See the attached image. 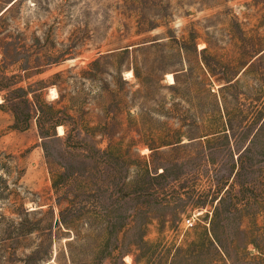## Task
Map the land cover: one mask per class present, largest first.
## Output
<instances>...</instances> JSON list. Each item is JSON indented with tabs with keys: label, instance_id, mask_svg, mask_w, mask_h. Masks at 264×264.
<instances>
[{
	"label": "rangeland",
	"instance_id": "1",
	"mask_svg": "<svg viewBox=\"0 0 264 264\" xmlns=\"http://www.w3.org/2000/svg\"><path fill=\"white\" fill-rule=\"evenodd\" d=\"M262 259L264 0H0V264Z\"/></svg>",
	"mask_w": 264,
	"mask_h": 264
},
{
	"label": "trees",
	"instance_id": "2",
	"mask_svg": "<svg viewBox=\"0 0 264 264\" xmlns=\"http://www.w3.org/2000/svg\"><path fill=\"white\" fill-rule=\"evenodd\" d=\"M97 61H93L90 65H96ZM134 73V76L137 78L139 77L136 68L132 67L131 70ZM31 109L27 113V115H31ZM34 114L36 116V121H37V126L41 133L45 136H49L50 132L55 129L57 126H64L67 127V122H69V125L71 124V121L73 120V116L67 113L66 109H56L53 105L51 104H45V107H40L38 105H35L34 109ZM16 121L14 128L16 129H22L25 130L28 128L27 122L26 121H20L18 119V114L14 113ZM69 120V121H68ZM71 120V121H70ZM74 128V126H73ZM77 133V132H76ZM65 134L68 135V137H72V132L70 130L65 131ZM170 144V143H166ZM256 257H253V260H256ZM262 261H264L262 259Z\"/></svg>",
	"mask_w": 264,
	"mask_h": 264
},
{
	"label": "bare ground",
	"instance_id": "3",
	"mask_svg": "<svg viewBox=\"0 0 264 264\" xmlns=\"http://www.w3.org/2000/svg\"><path fill=\"white\" fill-rule=\"evenodd\" d=\"M126 74H127L128 76H132V75H133L132 71H128ZM166 79H167V81H168L169 83H173V82H174V75H173L172 73H167V74H166ZM52 91H55V90H52ZM58 128H59V130H60V129H61V126H59ZM59 130H58V131H59Z\"/></svg>",
	"mask_w": 264,
	"mask_h": 264
},
{
	"label": "built area",
	"instance_id": "4",
	"mask_svg": "<svg viewBox=\"0 0 264 264\" xmlns=\"http://www.w3.org/2000/svg\"><path fill=\"white\" fill-rule=\"evenodd\" d=\"M186 222H187V224H190V219H187V221H186Z\"/></svg>",
	"mask_w": 264,
	"mask_h": 264
}]
</instances>
